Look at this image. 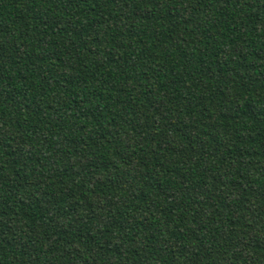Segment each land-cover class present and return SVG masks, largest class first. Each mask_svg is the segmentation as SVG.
Listing matches in <instances>:
<instances>
[{
    "label": "trees",
    "instance_id": "1",
    "mask_svg": "<svg viewBox=\"0 0 264 264\" xmlns=\"http://www.w3.org/2000/svg\"><path fill=\"white\" fill-rule=\"evenodd\" d=\"M0 264H264V0H0Z\"/></svg>",
    "mask_w": 264,
    "mask_h": 264
}]
</instances>
